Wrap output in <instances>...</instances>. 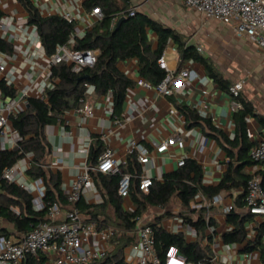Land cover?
<instances>
[{"label": "crops", "instance_id": "obj_1", "mask_svg": "<svg viewBox=\"0 0 264 264\" xmlns=\"http://www.w3.org/2000/svg\"><path fill=\"white\" fill-rule=\"evenodd\" d=\"M31 1L43 17L71 16L76 23L71 44L76 38H83L96 22V17L91 15L92 10L88 11L84 7L86 0ZM173 3L179 4L184 11L179 21L176 20L174 23L166 19L161 10H157L158 5L169 6L171 3L168 0H130L132 9L176 30L183 41L194 44L197 50L201 47L202 50L198 52L209 59L214 71L228 81L229 87L238 80H245L243 95L253 104L256 114L264 117V52L249 38L237 36L230 25L207 19L189 10L181 0H173ZM117 4L120 7L123 5L119 0ZM0 10L3 13L0 19L2 25L0 37L11 45L9 52H0V64L5 66L4 72L0 74V80L15 91L14 96H9L0 89V115L5 113L7 116V125L0 134V150H12L20 141L19 133L13 127L12 118L27 108L29 98H44L46 91L53 88L54 84L49 76L50 57L42 46L36 26L29 23V15L24 6L19 0H0ZM151 39L153 47L156 48V35L152 34ZM163 58L171 71L185 67L191 71V77L176 88L172 96H164L154 88L138 85L141 78L137 59L119 63L120 70L134 82L127 90L121 110L115 112L111 92L98 94L93 86H87L81 106L65 112L61 120L44 129L45 140L51 149L46 157V178L35 180L26 175L33 159V154L29 153L14 165V183L29 192L34 197L33 202L39 196L40 188L44 187L55 192L64 212L76 208L69 203L67 195L73 182L86 168L96 167L98 161L95 165L91 163L90 151L92 145L100 139L104 145L103 152L111 149L121 169H127L128 159L132 154H136L137 169L129 171L134 183L137 181L140 183L144 176L151 177L153 181L163 182L167 174L179 169L181 160H194L202 168L203 185H219L230 163L235 165L239 163L237 161L239 148L232 147L224 140L227 138L230 142L234 141L236 135V113L231 109V95L228 90L219 87L200 62L190 60L181 65L175 41L169 40ZM241 58L248 63L245 73H241ZM254 76L257 77L255 80L259 95L258 103L245 95L247 83ZM9 103H12V109L7 112L5 109ZM85 103H90L93 107L90 115L78 112ZM191 111L201 117L200 122L191 124L186 114ZM247 130L264 141V128L255 117L247 118ZM172 138L181 139L184 146L180 148L175 142L167 150L161 153L157 151L162 142ZM132 142L137 143L140 148L132 151ZM226 148L232 150V157ZM141 150L148 153L147 163L139 161ZM242 173L250 177L258 176L264 183V163L248 164L242 169ZM93 174L97 173L92 172L93 187L86 189L81 197L82 208L87 205H100L109 198L107 188L100 179H94ZM38 180H41L42 184L37 183ZM244 191L242 187L233 188L216 197L218 203L211 207L210 214L215 219L217 227L209 228L205 236L183 222L179 214L190 213L182 207L179 198L173 199L177 210L160 209L163 213L172 214L163 218L162 225L169 232L184 233L189 243L201 242L203 247L210 250L212 264H264V255L261 252L264 249V238L260 249L244 251L247 243L256 239V229L264 221V216H251L249 222L245 224L247 239L243 243L227 244L222 239L225 233L232 230L227 223V209L232 207L239 213H248L245 204L243 207L238 205L239 196L245 195ZM203 197L201 194L197 195L190 207L195 209L199 203L206 204L207 200H203ZM122 204L127 211L135 210L131 196L124 198ZM162 214L159 213L157 216ZM82 216L86 221H90L87 215ZM106 217L105 225L112 226L114 208L110 205L106 207ZM150 221L155 222V218ZM111 229L113 228L104 227L98 230V236L91 243L94 248L107 254L115 252L117 243L112 241L114 234L107 238L102 236L104 231ZM0 230H7L10 233L8 238L20 239L14 225L5 219L0 218ZM210 235L211 240L208 239ZM134 237L136 242V236ZM132 245H128L124 250L125 262L136 261L141 255L133 252ZM28 261L29 259L25 264H29ZM37 264L57 263L54 258L42 255Z\"/></svg>", "mask_w": 264, "mask_h": 264}, {"label": "trees", "instance_id": "obj_2", "mask_svg": "<svg viewBox=\"0 0 264 264\" xmlns=\"http://www.w3.org/2000/svg\"><path fill=\"white\" fill-rule=\"evenodd\" d=\"M123 3L120 7L117 0H86L84 7L91 11L100 8L103 18L97 20L92 29L88 30L83 38H76L73 44L70 43L74 36L76 23L74 20L59 15L43 17L31 0H19L29 15V23L36 26L42 46L46 54L51 57L56 49L61 46H68L73 51L85 52L88 50L98 51L97 61L93 67H83L79 72L74 70L73 65L66 63L53 65L50 79L54 87L48 89L44 98H29L27 108L12 118L14 129L19 133L20 141L12 150H0V218L13 224L19 238L28 234L39 223L48 221V207L43 210H36L34 197L14 182H8L3 178L6 169L14 165L29 153L33 154L30 167L26 175L32 179H45L46 157L51 149L44 136V129L62 119L65 112L81 106V99L84 100L86 87L91 85L98 94L111 92L114 98L115 112H119L126 98L127 90L134 85L120 68L119 63L128 59H137L139 76L152 86L159 85L167 75L165 69L161 68L158 61L163 56L169 40L176 43L180 54V63L192 60L200 62L209 72L219 87L229 90L228 81L214 71L209 59L200 54L194 44H188L182 40L180 34L164 24L152 19L146 14L140 13L130 6V0H119ZM135 14L131 15V11ZM3 13L0 10V19ZM123 22L117 28L119 21ZM155 34L157 46L153 47L151 35ZM11 45L0 37V52H9ZM82 79V80H81ZM0 89L9 96H14L15 91L0 80ZM243 108L235 114L236 135L234 141L224 138L226 143L232 147H238V164L230 163L227 172L217 186H205L202 183L203 172L201 166L194 160H186L185 165L179 167L173 173L167 174L163 182L153 181L147 193L139 189V181H131V198L135 206L134 211H127L123 207V198L118 194V185L123 173H130V170L137 169L136 154H132L127 162V169L122 168V174L97 173L94 179H100L107 188L108 200L100 205H87L82 208L81 199L74 206L82 214L88 216L90 221L97 223V230L104 227H112L114 236L112 241L117 243L114 253L90 264H124V250L135 242L134 232L141 219L150 207L156 209H167L174 198H179L181 205L190 215L180 213L183 222L195 228L200 235L205 236L209 228H216L217 223L211 216V207L205 206L192 209L190 204L196 196L201 194L211 202L224 191L242 187L246 189L251 178L242 173V169L254 161L249 152L254 145L248 139L247 118L255 117L264 128V117L256 114L253 104L248 101L243 93L239 97ZM191 124L200 122L201 117L194 111L186 113ZM209 123V121H206ZM229 156L232 157V150L226 148ZM104 150V145L97 139L90 151V161L95 165ZM131 174V173H130ZM263 183V182H262ZM264 185V183H263ZM245 195L239 196L238 205L243 207ZM45 202L47 204L59 203L55 192L46 189ZM114 208V221L112 226H106V207ZM17 209V211H15ZM209 217L207 218V215ZM171 213H163L156 216L155 222L147 225L152 227L156 241V252L161 264H166L167 253L174 247L187 261L206 262L212 264L213 257L208 248L202 246L201 242H187L184 233H172L167 231L162 220L171 216ZM251 215L239 213L232 208L227 214V223L232 230L223 235V241L229 243H243L247 239L245 224L249 222ZM101 217H104L102 219ZM257 236L244 248L245 252L260 249L264 238V221L257 227ZM0 236L9 237L7 230H0ZM23 238V237H22ZM211 240L212 236H208ZM264 255V249L261 250ZM29 264L35 263L31 258Z\"/></svg>", "mask_w": 264, "mask_h": 264}, {"label": "built area", "instance_id": "obj_3", "mask_svg": "<svg viewBox=\"0 0 264 264\" xmlns=\"http://www.w3.org/2000/svg\"><path fill=\"white\" fill-rule=\"evenodd\" d=\"M186 8L194 11L207 19H214L223 24L230 25L235 34L239 37H247L254 42L264 52V0H181ZM135 10L131 11L134 15ZM91 15L96 17V21L103 18L100 8H94ZM68 20H72L70 15H66ZM2 25L0 23V29ZM202 48L199 47L198 51ZM98 51L88 50L85 52L73 51L67 45L56 49L53 56L49 58V65L66 63L74 66V70L79 72L83 67H93L97 61ZM161 68L167 72L164 80L157 86H152L143 79L138 81V85L146 88H154L164 96H172L175 89L191 77V71L185 67L178 71H171L163 56L158 61ZM5 70V66L0 64V74ZM51 73H49V76ZM245 88V80H238L229 87L231 95V109L233 113L240 111L243 106L239 102V97ZM84 100L81 99V103ZM12 103L6 106L5 111L10 112ZM93 107L90 103H85L78 112L90 115ZM4 112V111H3ZM7 125V116L5 113L0 115V134L4 132ZM248 138L253 142L249 152L251 159L256 163H264V141L259 140L254 133L248 131ZM178 143L182 148L184 143L181 139H169L162 142L158 147V152H163L170 145ZM132 151L140 148L137 143L132 142ZM140 150V149H139ZM139 156L140 163H147L149 156L146 150H141ZM185 160L179 162V166H184ZM92 172L102 174H122L121 165L115 158L111 149H106L98 159L96 167L86 168L85 171L76 178L67 195L70 204L77 203L84 191L93 187ZM3 178L8 182H15L14 168L4 171ZM133 176L130 173H123L118 185V194L124 199L131 196V181ZM37 183L42 184L41 180ZM153 184L151 177H142L139 183V189L145 193ZM46 189L41 187L39 196L34 202L36 210H43L48 207V221L39 223L23 238L13 240L11 238L0 236V264H25L26 260H34L37 264L42 255L54 258L57 264H90L94 261L102 260L107 252L93 247V239L98 236L97 223L95 221H86L77 208L63 211L60 203L47 204L45 202ZM245 205L248 212L253 216H264V185L258 176H252L246 186ZM203 200L205 198L203 197ZM218 203V198L206 204L196 205L194 208L203 206L210 208ZM232 207L228 208L229 212ZM209 214L207 215V218ZM61 218H63L61 220ZM104 238L114 234V230L104 231ZM137 241L132 245L133 252L140 253L136 261L124 262V264H161L160 258L156 252V241L152 227L142 223L139 224L134 232ZM166 264H206V262L187 261L180 255L177 248L172 247L167 253Z\"/></svg>", "mask_w": 264, "mask_h": 264}, {"label": "rangeland", "instance_id": "obj_4", "mask_svg": "<svg viewBox=\"0 0 264 264\" xmlns=\"http://www.w3.org/2000/svg\"><path fill=\"white\" fill-rule=\"evenodd\" d=\"M171 4H169V6L165 5L164 7L161 6H157V10H161L163 12V14L166 16V19L170 20L171 22H175L176 20L179 21V17H182L183 15V8L181 9L179 4L173 3V0H168ZM247 65L248 63L246 62L245 59L241 58V67H242V71L241 73H245V71H247ZM241 70V68H240ZM257 77H252L246 86L245 89V95L247 98L249 99H253L255 102H259L258 98L259 95L257 93V87H256V80ZM170 209H172V211L177 210L178 207L176 206V204L172 201L171 205L169 206ZM162 214L163 211H161L160 209H156V208H152L150 207L148 209V211L145 213L144 217H143V224H148L150 222V220H152V218H156V216L158 214Z\"/></svg>", "mask_w": 264, "mask_h": 264}, {"label": "water", "instance_id": "obj_5", "mask_svg": "<svg viewBox=\"0 0 264 264\" xmlns=\"http://www.w3.org/2000/svg\"><path fill=\"white\" fill-rule=\"evenodd\" d=\"M123 22V19H121L117 25V28L120 26V24ZM82 80V79H81Z\"/></svg>", "mask_w": 264, "mask_h": 264}]
</instances>
